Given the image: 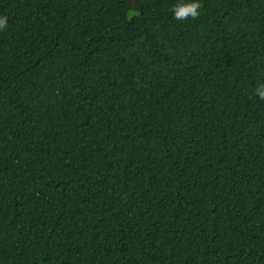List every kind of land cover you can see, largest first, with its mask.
I'll return each instance as SVG.
<instances>
[{
  "label": "trees",
  "instance_id": "1",
  "mask_svg": "<svg viewBox=\"0 0 264 264\" xmlns=\"http://www.w3.org/2000/svg\"><path fill=\"white\" fill-rule=\"evenodd\" d=\"M0 264H264V0H0Z\"/></svg>",
  "mask_w": 264,
  "mask_h": 264
}]
</instances>
